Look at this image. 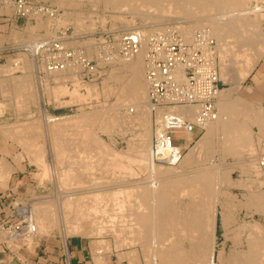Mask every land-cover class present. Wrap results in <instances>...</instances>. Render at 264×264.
Segmentation results:
<instances>
[{
	"label": "bare ground",
	"instance_id": "bare-ground-1",
	"mask_svg": "<svg viewBox=\"0 0 264 264\" xmlns=\"http://www.w3.org/2000/svg\"><path fill=\"white\" fill-rule=\"evenodd\" d=\"M65 1L66 0H60V2L63 3H65ZM102 1L104 2L107 8H112L115 10L126 8L127 6H132L140 11L137 14H140L142 17H144V20L145 19L153 20L154 18L156 19V22H153L151 24L147 21L143 23L144 24L143 26H139L140 27L139 33L143 37V47L141 48L139 54H137L135 57H129V58L119 57L118 59L117 58L118 56L115 57L116 62L119 61L118 62L119 64H124L125 66H127L128 72L123 74L121 71H118L119 73L117 72L118 74L117 73L115 74L114 71H110L113 73H110L108 78L104 80L103 87L101 90L103 92L105 91V92L115 93L117 95L115 97H117L119 102L117 100L118 103L116 108H114L115 107L114 104L116 105V102H114L112 107H110L112 105L111 104L107 108H103V109L101 108L102 110H100L99 108L98 110L89 109L90 111L86 110V112H83L76 116H72L73 114L65 115V116L64 115L49 116V114H46V118H45L46 120L44 122V126L48 130V132L51 133V135L53 136L52 138V136L49 134L51 136V141H52L51 144L54 147L53 149L55 153L58 155L60 160L63 157L65 158L67 157L68 159L72 158V160L77 162V164L79 163L83 164L82 166L76 167L74 166L75 164H73L70 161L69 162L67 161L68 163H65L67 164L65 165L66 167L62 166L64 167L63 171L61 170V172H59V170L57 169L58 173L63 172L61 175L62 182L66 184V182L68 181L71 182L72 184L74 183L78 184L84 181L82 180V175H83L82 172L86 174L90 172V170L93 171L95 168L99 169L100 166L103 165L101 163L103 162L101 155H103L104 153H108V150L110 148L113 150V148L110 147L109 144H106L104 141L103 142L99 141L100 140L98 137L99 133H97L96 131L98 129H101L102 131L109 132L112 131L115 127H119V130L122 131L121 130L122 126L128 124L130 121L139 123V125L141 126L138 135L139 139L133 141V143L136 142L135 143L136 147L134 146V148L135 149L137 148L138 150V153L136 152V150L135 152L137 155L139 154L138 157L142 161L141 166L143 167L144 164H147V170L145 173L146 178H144L146 183L145 182L141 183L138 181H134V183L133 182L131 183L129 181H126L127 184L124 183V184H117L116 186L113 185L114 188L116 187L115 190L113 191L111 190L114 188L110 189L111 187L109 188V186L106 188L104 187L105 189H103L101 187L97 188L94 185L92 187L91 186L92 184L90 185L88 183L86 186H84L81 183L84 187L80 185L81 186L80 190L71 189L67 192L64 198H62L63 199L62 214H64L62 216L63 217L65 216L64 220L69 222L68 223L69 225L70 224L73 225L74 227L73 229L78 228L81 229L82 231L83 230L88 232L90 231L93 234L100 233L103 230V228L108 227L107 231L111 232V234L114 233L115 236L117 237L116 239H119V242H123V243L126 242V245L128 246L136 245L139 242V244L141 245V249L143 250V254L145 255V258H148L145 260H149L151 264H244L243 261L245 262L250 260L249 253H247L248 250L250 249L247 250L244 249L242 251L238 249V251L237 250L235 251L232 248L231 252L229 253L230 255H228V257H225V247H223L216 255V239H217L216 225H217V212H218L217 205L221 204L219 203L220 200L219 197L222 193L219 192L220 191L218 188L219 184H217V182L218 180H220L219 178L221 177L218 176L219 175L218 173H216L215 175L211 171L208 172V170L206 169V164L205 165L202 164L205 167L200 166L199 168H196V170L193 172L194 174L192 173L193 175L192 174L188 175L187 171L190 170L189 168L190 166H196L200 164L199 160L203 157H206L204 156L205 154L209 155L208 157L210 158V154H213L212 152L214 151L209 148L212 147V143L214 142L215 139L218 140L216 142L218 144L224 141L223 144H226L227 147H231L233 149V152L236 153V155L239 154L242 156V154H244L246 150L248 149L252 150L253 149L251 148L252 142H250L252 141L251 140L252 134L250 133L248 128H246L247 129L246 130L244 128L245 126L242 127L239 124V122L244 121L245 123L247 122L248 119L250 121L252 120L253 123L257 122V125H259L261 129L260 134L264 136V109L263 108L256 109L253 107L252 104L248 103L245 100H237L231 97L230 92L234 86L232 87V89H230L229 87L221 89L220 93L218 94L219 95L218 99L216 101V106L218 111L216 112V116L214 118L211 119L200 118V115H202V113H198L199 111L197 109L198 107H196L192 115H189L190 116L189 120L191 121L195 120L197 125L200 126L197 129L204 131L203 135L197 140L194 146H191L189 148L190 150H188L187 154L185 153L183 154L182 146L183 144L186 145L184 142L185 140H183V143L182 144L180 143L181 145L178 146L175 144L176 146L172 151L174 153L176 151L181 152L180 156L179 154L176 155L179 158L176 164L173 163V164L164 165L157 163L156 160L159 161L164 157L163 155H168L170 150L165 152L163 151V153H161L160 151L156 153V151H154L152 148L151 141L153 136L152 134L153 130L150 125L151 124L150 120H152L151 116L153 114L152 113L153 108H152V104H150L149 101L150 84L148 83L147 78L144 76L146 72L145 57H146V51L148 50L147 41L149 40L150 35H153V33L156 31L164 32L165 30H167L166 32H168V28H167L168 26L165 27L162 24L163 22H161V19L171 17L172 15L184 16V18L183 17L182 18L185 19L186 17V20H183L181 25L179 26L177 25L176 27L173 26L174 29L176 28L178 30L179 32L178 34L181 35V37L186 41H190L194 36L195 29L202 27H209L208 34L207 32L205 33L207 35L210 34L211 37L214 36L212 38H214L216 41L215 56L216 58L219 56L222 61L221 65L218 64L220 67H222L220 70L221 76L224 77L227 75L228 77L230 72L231 74H233L232 71L234 70H232V67L235 66L234 67L236 69V71H234L235 73L234 76L236 78L235 80H237V83H240L242 79H244L248 74L251 73V71L256 66L257 62L264 55V29L261 24L262 23L261 16L264 15V0H102ZM69 16L70 14L68 15V17ZM81 16L82 15L78 17ZM117 16L120 15L117 14ZM121 17H117L116 19L119 18L120 21L125 25L128 26L131 25V20ZM83 20L84 18H80L77 25H81L82 27V24L84 23ZM168 21H166L165 23L166 25L168 24L167 23ZM40 26H42V24H40L39 27ZM32 28H34V26ZM172 30L170 28L169 31ZM163 32L161 33L163 34ZM70 42H72V39L69 40L68 46L70 45ZM13 60H15V58ZM21 66H23V68L26 67L27 69H30L32 64L30 63L29 65L28 63V65L26 66L25 65H21ZM77 67L78 65L71 66V68H75V69ZM67 69H70V67ZM65 70L66 69H64V67H59V68H54L53 70L47 72L48 76L52 75L53 77H55L56 81H58L57 85L54 84V86H52V93L56 97L61 96L60 93L62 94L63 93L66 94V92L68 93V87H67L68 85L67 86L64 85L63 81H61L63 78L67 77ZM178 70L181 71L182 68H179ZM4 72H6V70ZM76 74L73 75L72 73V75H69L74 83V90L71 89V91H73V97L71 101L76 97L79 98L77 100H80V98L88 99V97L93 95V93H95L94 94L95 96L99 95L100 90L98 89L96 83L94 82L91 84L87 82L83 83L80 80V78L78 79L76 77L78 75ZM27 75H23V77L21 78L25 83L27 82L30 83L32 77L30 78V80H28L29 77ZM7 78L10 79L9 77ZM8 79H6V81ZM112 80L113 81L116 80L117 82L115 84H112L113 83ZM79 86H84V89H86L85 91L86 93L80 92ZM3 88L4 87H2V89ZM20 88L15 87V90L20 91ZM32 90L34 89L32 88ZM26 91H28V89H26ZM16 101L18 100L16 99ZM181 108L184 109V107ZM178 110L182 111L181 109ZM187 111L192 112V108H189ZM158 113L159 116H161V118L166 114V112L163 114L161 109H158ZM161 128H162V124L160 125V127H157V134H158L157 139H159V142L162 141L160 134L161 131H163V128L162 130ZM17 131H19V129H17ZM1 132L4 133V136L6 135L5 134L6 132L4 130ZM187 133H188V138H191L194 134H196L195 131H187L185 134L186 137H187ZM7 134H9V132H7ZM35 134L37 135V132ZM24 135L26 134H23L24 139H27V137H29L30 134L28 136L26 135V137ZM34 136L35 135H33V137ZM17 137H21V135L20 136L17 135ZM13 138H16V136ZM71 138H74V140H72ZM75 138L76 139L79 138V140H76ZM20 139L21 138H19L17 142L18 141L20 143L22 142V144L25 143L23 142V139L22 141ZM36 139L37 138H35V140ZM29 145L30 144L28 143L27 146ZM31 145L34 146L35 144H31ZM30 147L32 148V146ZM35 147L34 149H31V151H29V154L32 152L34 153L35 160L40 162L41 167L43 165V171H44V172L42 171L44 173L43 175L48 176L49 164L47 166L45 158H43L44 152L40 147L39 148L38 147L35 148ZM111 149L109 150V152L113 153ZM222 152L224 153L225 150ZM95 156L98 157L94 159ZM105 156L107 157L111 155L107 154ZM119 158H120V164L121 165L126 164L125 168H127L128 163L125 161V159L121 156H119ZM240 161L243 162L244 159L243 161L242 160ZM63 162H61V164L64 165ZM57 163H59L60 165V162L58 160ZM243 164L246 165V169L252 172L255 169H258L255 170V174L256 173L257 174L256 175L252 174L251 178L253 182L254 180H258L259 178L260 179L259 183H261V180L263 179H261L262 177L261 175L260 177H258V173H260L259 172L260 170L264 169V158L259 157V155L255 156L253 154L251 156V159L249 161L248 160L244 161ZM252 168H254V170H251ZM12 169H15V166L13 164H10L8 161H6V159H3L0 169L1 171L0 178L5 179L8 173H10ZM174 169H176V174L172 173ZM191 169H194V167ZM216 172H218L217 169ZM50 173H52V170L50 171ZM223 173L221 174L223 177L226 176L227 179H230L228 174L225 173L223 175ZM249 179H250V175L248 177H245V179H241V178L238 179V181L243 182L242 185L249 187V193L252 196V200L247 199L246 202L244 201V203L248 204L249 206H252L254 211L264 213V189H262L261 186L256 183L255 184L257 186L258 185L260 186V189L257 187L253 189L252 188L254 187V185H252L253 182H251L252 184H250L249 182L252 180ZM72 184L67 183L66 185H72ZM238 184L234 183V185L233 184L232 185L235 186ZM100 188L102 189V192H104L103 194H101ZM98 191H100V193ZM112 194L115 195V197L113 196L114 202L117 201L114 203V205L116 206V203L119 204V205L117 204V207L120 214H118L117 216L116 215L108 216L107 219L105 218V220H107L106 221L107 223H105L103 222L104 219L103 218H102L103 220L100 219L98 214H96V212L99 210L100 207L99 203H104L109 210V206L106 205V203L108 202L107 197H109V195ZM181 196H183V198L184 196H186L188 197L189 200L188 204L185 207H182V209L180 208L182 205H180V201H179V197L181 198ZM225 203H227L226 200ZM104 204L102 206H104ZM40 205L38 204V206L34 205L32 207L33 208L32 211L34 210L32 214L33 217L32 219L35 221L34 223L37 224V226L38 224H40L36 234H38V232H41L43 230L42 228L46 230L47 228L45 227L46 226L45 224L49 222L48 220L50 221L53 220V219L51 220L50 217V219L44 221L45 217L42 215L43 213L41 214V212L43 207H44L43 209H45L46 206H48L46 204L45 206H42V208H39L38 213H36L37 211H35V208L39 207ZM220 206H222V204ZM232 207L233 206L231 205V208ZM228 208L225 209V206L221 208L223 211V215H222L223 222H225L227 226L232 224L235 218L231 213H229V210L231 209ZM89 209L92 211L95 210L96 211L95 215H97L98 217L92 214H87L86 213L87 211L91 212ZM101 209L102 208H100V210ZM235 209H233L232 211H234ZM104 210H106L105 207ZM104 210L102 209L103 212ZM109 212L111 211L109 210ZM97 213L100 214V211H98ZM47 217L49 218V216ZM70 217L72 219H70ZM97 218H99V220H102L101 221L102 223L98 221L99 227L95 226L97 225L95 220ZM64 220L62 219V222ZM49 223L48 226L50 227L53 222L52 223L49 222ZM68 224H66V226H68ZM240 226H242L239 229L241 230L242 234L248 233L247 235L248 239H246L247 243L250 242V246L252 247L253 252L255 253L257 252V256H258L256 258L257 261L253 257L256 261V263L254 261L253 264H264V225L258 220H254V221L251 220L249 222L245 221L244 226L243 225ZM81 230L80 232L82 233ZM3 232L4 231H1V233ZM43 233L45 232L43 231ZM104 233L105 232L103 230V234ZM225 235L227 236V234ZM26 236H24V234H20V238L21 237L24 238L25 241L29 239L31 241V238H33L32 236L34 235H26ZM1 237L5 238V236H1ZM234 237L238 238L239 233H235V236L231 238ZM137 259H138V255L134 254V258H132V261H136Z\"/></svg>",
	"mask_w": 264,
	"mask_h": 264
},
{
	"label": "rangeland",
	"instance_id": "rangeland-1",
	"mask_svg": "<svg viewBox=\"0 0 264 264\" xmlns=\"http://www.w3.org/2000/svg\"><path fill=\"white\" fill-rule=\"evenodd\" d=\"M13 1L14 0H8L9 2L8 7L6 8L1 7L0 13L2 14L6 13L9 16L14 15L15 12H14V7H13ZM41 2L47 5L53 6V8L58 11L59 15L54 18L41 15V16H36L35 19H28L26 17H20V29L16 27H15L16 29L14 30L12 29L11 35H9L8 40L4 39L3 41L4 37L0 35V126H1L0 127V145L2 146V148H0V152H1L0 159L2 162H3V159H6V161H8L10 164H13L15 166V169H12L10 173H8L5 179L0 178V180L3 181L2 186H7L8 180L12 176L11 174H13L14 171L16 172L17 170L25 171V174L29 178V183L26 185L28 188L27 187L22 188V189L20 188L18 192H14L11 188L7 187V190H6L7 192L5 193H7L6 198L8 199H7V202L5 203V207L8 205L9 202H12V201L19 202L20 204V201L24 200V202H27L30 205L32 204L31 210L33 209L32 207L34 205L38 206V204L39 205L41 204L39 207L35 208V211H37L36 213H38V209L42 208V206H45L46 204L48 206H46L45 209H43L44 208L43 207L42 212H41V214L43 213L42 215L45 217L44 221L50 219V217H51V220L53 219L52 221L48 220L51 223L53 222L50 227L48 226L49 222L45 224L46 225L45 227L47 229L49 228L48 230L47 229L44 230V228H42L43 230L41 229L42 230L41 232H38V234H34L35 236H32L33 238H31V241L30 239L25 241L24 238L22 239L21 237L20 242L16 243L15 250L17 252V257H16L17 264L19 263L20 264H68V259L71 260L70 264H96V263L97 264H106V263L107 264H151L149 260H145L148 258H145V255L143 254V250L141 249V245L139 244V242L136 245H132V246L126 245V242L124 243L119 242V239H116L117 237L115 236L114 233L111 234V232L107 231L108 227L103 228L105 232L104 234H103V230L101 231L102 233L100 232V233L93 234L90 231L88 232V231L83 230L84 231L83 232L81 229H78V228L73 229L74 228L73 225L71 224L69 225L68 224L69 222L64 220L65 216L64 217L62 216L64 215L62 214L63 213L62 212L63 211L62 210V205H63L62 198H64L67 192L71 189L80 190L81 186L84 187L87 185V183L90 185L92 184L91 185L92 187L94 185L97 188L101 187L105 189L106 187L109 186V188L111 187L110 189H112L117 184H124V183L127 184L126 181H129L131 183L132 182L134 183V181H138L141 183L145 182L144 178H146L145 173L147 170V164H144L143 166L144 168L141 166L142 161L138 157L139 154L138 155L136 154V152L138 153V150L137 148L136 149L134 148V146L136 147L135 145L136 142L133 143V141H136L137 139H139L138 135L141 129L140 128L141 126L139 125V123L130 121L128 124H125L124 126H122V128L120 127L122 131L119 130V127H115L112 131H109V132L102 131L101 129H98L96 131L97 133H99V136H98L100 139L99 141L100 142L104 141L106 144H109L110 147L113 148V150L110 148L113 153H110L109 152L110 149L108 148L109 149L108 153H104L103 155L100 154L102 161H103L101 163L103 165H101L100 163L101 166L99 169L95 168L93 171L90 170V172L86 174L82 172L83 173L82 180L84 181L81 183L84 185L83 186L81 183L72 184L71 182L67 181L66 184L70 183L72 185H66L64 182H62L61 175L63 172L58 173V170L59 172H61V170L63 171L64 170L63 168L66 167L65 165H67L65 163H68L70 161L73 164H75L74 166L76 167L82 166L83 164L82 163L77 164V162L72 160V158L68 159L67 157L66 158L63 157L61 159L62 161L59 159L58 155L55 153L53 149L54 148L53 145L51 144L52 135L45 128L44 122L46 120L45 119L46 114H49V116H63V115L65 116V115H72V114H73L72 116H76L78 114L86 112V110L87 111L98 110V108L102 110L103 108H107L111 104L112 105L110 107H112L114 102H116V105L114 104L115 106L114 108H116L117 103L119 102L117 97H115L117 95L115 93H110V92H105V91L103 92L101 89L103 87L104 80L108 78L110 73H113L110 71H114L115 74L118 71H121L123 74L128 72L127 66H125L124 64H119L118 63L119 61L116 62L115 60L116 58H113L114 56L115 57L118 56L117 57L118 59L119 57L123 58V55L119 52V48H118L121 35H123L126 32H131L133 30H140L139 26H143L144 25L143 23L148 21L149 23L152 24L153 22H156V19L153 18V20L152 19L144 20V17H142L140 14H137L140 11L137 8H134L132 6H127L126 8L116 9V10L112 8H107L102 0H97V1L78 0V2L77 0H73V1L66 0L65 3L60 2V0H41ZM69 14L70 16L68 17ZM79 14L82 16L78 17L80 16ZM117 14H119L120 16H117ZM0 17L2 18L5 16L0 15ZM117 17L126 18V19L131 20V25L128 26V25L123 24L119 18L116 19ZM182 17L184 18V16L172 15L171 17L161 19V22H163L162 24L165 27L168 26L167 27L168 32H166L167 30H165L164 32L163 31L161 32H163V34H167V33H171L175 35L178 34L179 33L178 30L176 28L174 29L173 26L175 27L177 25L179 26L181 25L183 20H186V17L185 19H183ZM80 18H84L83 20L84 23L82 24V27L81 25H77ZM261 18H262L261 24L264 29V15L261 16ZM166 21H168L167 25L165 24ZM40 24H42V26L39 27ZM33 26L34 28H32ZM170 28L171 30L173 28V30L169 31ZM200 30H204L208 34L209 27L197 28L195 29L194 34L195 32H198ZM161 32L160 31L154 32L153 33L154 36L150 35V40L159 35H163ZM55 36L61 39H68V40L72 39V42H70L69 46L75 48L76 50H82L84 48L85 51L87 52V55L90 58L91 64L95 66L97 65L98 67L97 76L94 78H92V76H85L83 70L80 69L79 67H77L76 69L71 68V67L70 69H66L65 73L67 74V77L63 78L61 81H63L64 85L66 86L68 85L67 86L68 93L67 92L66 94L63 93L65 95L60 93L61 96L58 95L59 97L54 96L52 93V86H54V84L57 85L58 81H56L55 77H53L52 75L50 76L47 75L48 74L47 72L49 71H46L45 66L43 64V59L35 58L31 55V52L23 50L24 47L26 46L32 47L33 45V49L31 47L30 49L35 51L37 48L35 47V45L38 44L39 40L45 39V38H51ZM14 58L15 60H13ZM216 59L218 62L217 65L218 64L221 65L222 64L221 58L218 56ZM24 61L26 62V64ZM16 62L19 64H17ZM27 62L29 63V65L30 63L32 64L30 69H27L25 67L26 65H28ZM21 65H25L24 66L25 68H23V66ZM219 65H218V69H219V76H220L219 80H220L221 87H223V89L228 88V87L232 89V87L234 86L230 92L231 97L237 100H245L248 103L252 104L253 107L256 109H260V108L264 109V76H260L264 73V55L257 62L256 66L251 71V73L248 74L244 79H242L240 83H237V80H235L236 79L234 76L235 74L234 71H236V69L234 68L235 66L232 67V70H234L232 71L233 74H231L230 72L229 74L230 76L228 75L227 77L226 75L222 77L220 74L221 73L220 70L222 67H220ZM5 70L6 72H4ZM72 73L73 75L76 74L77 75L76 77L78 79L80 78V80L83 83L84 82H87L90 84L93 82L96 83L98 89L100 90L99 95L95 96L94 95L95 93H93V95L89 96L88 99L80 98V100H77L79 98L76 97L75 99L71 101L73 97V91H71V89L74 90V83H73V80H71V77L69 75H72ZM91 74L94 75V73H91ZM23 75H27L29 77L28 80H30V78L32 77L31 78L32 81L30 80V83L28 82L25 83L23 79L21 78L23 77ZM144 76L146 77V72ZM7 77H9L10 79H8ZM6 79L8 80L6 81ZM112 82H113L112 84H115L117 81L112 80ZM2 87L4 88L2 89ZM15 87H18V88L21 87L20 91H16ZM79 87H80V92L86 93L85 92L86 89H84V86H79ZM32 88L34 90H32ZM26 89H28V91H26ZM19 92H22V93H19ZM16 99L18 101H16ZM155 118H156L155 115L152 114L151 116L152 120H150L151 124L149 123L153 130L152 132L153 136H152V141H151L152 146H153V142L155 139L154 136L158 135L156 128H154ZM248 120L245 123L244 121H241L239 122V124L242 127L245 126L244 127L245 129L248 128V130L252 134L251 135L252 141H250L252 142V146H251V148H253L252 150L250 149L246 150L245 153L242 154V156L239 154L236 155V153L233 152V149L231 147H227L226 144H223L224 141L222 143H219L220 144L219 145L218 143H216L218 140L215 139L213 142L214 144L212 143V147L214 146L215 148L214 147L209 148L214 151L212 152L213 154H210V158L208 157L209 155L205 154L204 156L206 157H203L199 160L200 164L189 167L191 171L190 170H189L190 172L187 171V174L191 175L196 170V168H199L200 166L205 167L204 166L205 164H206V169L208 170V172L211 171L215 175L216 173L219 174L218 176H220L221 178H219L220 180H218L217 184H219L218 186L220 190L219 192L220 193L222 192V193L221 195L220 194L218 195H220L219 203H221L222 206H220L221 204L217 205L218 212H217V225H216L217 226L216 255L219 253V251L223 247H225V257H228V255H230L229 253L231 252L232 248L235 251L236 250L238 251V249H240L241 251L244 249L245 250L250 249L248 250V252L246 251L247 253H249L250 260L248 259L249 261H245V262L243 261V263L253 264L255 259L258 257L257 252L256 253L253 252V249L250 246V242L247 243L246 239H248V236H247L248 233L242 234L241 230L239 229L240 227H242L240 225L244 226L245 221L249 222L251 220L252 221L258 220L264 225V213L254 211L252 206H249L248 204L244 203V201L246 202L247 199L252 200V196L250 195V193L248 194L249 187L242 185L243 182L241 181H238L239 182L238 185L233 186L234 183L235 184L237 183L236 181L238 180L237 178H240L241 176L248 177L250 175V180H252L251 175L252 174L254 175L255 170H258V169L254 170V168H252L251 170H254L252 172L246 169V165L243 164L244 161H247V160L249 161L253 154L255 156L259 155V157L264 158V136L260 134L261 129L259 125H257V122L253 123L252 120L251 121L250 120L248 121ZM17 129H19V131H17ZM3 130L6 132L5 134L7 136L6 135L4 136V133L1 132ZM22 131H23V134H26V135L30 132L29 133L30 135L28 134L30 138L27 137V139H24ZM7 132H9L10 136L9 134H7ZM36 132H37V135L35 134ZM195 132L196 134H194L191 138H187V140L184 141L186 145L183 144L182 147L187 148V149L183 151V154L184 153L187 154L188 150H190L189 148L191 146H194L197 140L204 133L203 130H198V129ZM17 135L19 136L21 135V137H17ZM26 135L24 136L26 137ZM33 135L35 136L33 137ZM15 136L16 138H13ZM183 137H184V133L179 132L176 135V138L174 140L175 144L179 146L178 143H181L183 141ZM19 138H21L20 139L21 141L23 139V142L25 143L22 144V142L21 143L19 141L17 142ZM35 138L37 139L35 140ZM71 139L74 140V138H71ZM76 140H79V138ZM28 143L30 144L29 146H27ZM3 144H4V147H3ZM31 144H35V145L33 146ZM30 146H32V148ZM34 147L35 148L40 147L44 152L43 158H45L47 166L49 164L48 166L49 175L48 176L43 175L44 174L43 165L41 167L40 162L35 160L34 153L32 152L29 154V151H31V149H34ZM224 150L225 152L223 153L222 151ZM107 154L111 156L106 157L105 155ZM119 156L123 157L125 161L128 163L127 168H125L126 164L125 165L120 164ZM97 157L98 156H95L94 159ZM57 160L60 162V165L59 163H57ZM240 160H242L243 162H241ZM61 162H63L64 165L61 164ZM138 162H141V163H138ZM160 164H163V163H160ZM193 167L194 169H191ZM212 167L216 168L218 172H216V169H213ZM51 170H52V173H50ZM223 172L228 174L230 179H227L226 176L223 177L221 175ZM259 172L260 173H258V177H260L261 175L262 176L261 179L263 180H261V183H259V181L256 182V180H254V182L253 180L250 181L249 182L250 184H252L251 182H253L252 184L254 185V187H252L253 189L256 187L260 189V186L262 189H264V169L260 170ZM18 173H14L13 177L18 176ZM172 173L176 174V169H174ZM225 173H223V175ZM255 183L259 184L260 186L259 185L257 186ZM115 188L112 189L111 191L115 190ZM98 192L100 193V191ZM103 193L104 192H102V189H101V194ZM113 196L115 197V195L113 194L109 195V197H107L108 202L106 203V205L109 206V210L112 212V214L111 212H109L107 206H105L104 203H99L100 207L98 211H100V214L97 213L98 211L96 212L95 210L92 211L90 209L89 210L92 213L89 211L87 212L85 211V212L87 214H92V215H95V212H96L99 218L100 219L103 218L104 219V220L102 219L103 222L107 223L106 222L107 220H105V218L107 219L108 216H111V215L117 216L118 214H120L118 207H117L118 203H116V206L114 205V203L117 201L114 202ZM225 200L227 203H225ZM40 201L41 202L43 201V202L41 203ZM47 201H48V204H47ZM179 201H180V205H182L180 208L182 209V207H185L188 204L189 200H188V197L184 196L183 198V196H181V198L179 197ZM110 203L112 206L110 205ZM103 204L104 206H102ZM230 204L233 206L232 208ZM223 206H225V209L229 207L231 209L229 210V213H231L235 217L234 222H232V224L228 226L226 225L225 222H223V217H222L223 211L221 209ZM104 207L106 208V210H104ZM100 208H102L104 212L102 211V209L100 210ZM233 209L235 210L232 211ZM33 211H32V214H33ZM44 211H45V214L49 216V218L44 214ZM1 213H3V211ZM95 216L98 217L97 215ZM2 218L3 216L0 217V224L2 223ZM99 218H97L98 220L95 219L97 223V225H95L96 227L97 226L99 227L98 221L102 223L101 222L102 220H99ZM62 219L64 220L63 222H62ZM70 219L72 218L70 217ZM66 224H68L69 227L66 226ZM39 225L40 224H38L37 226L36 224L37 230L39 229ZM80 230L82 231V233L80 232ZM236 230L237 231L239 230V231L237 232ZM1 231L3 230L2 229L0 230V243L3 240H5V238L1 236L6 235L4 233L5 231L3 233H1ZM43 231L45 233H43ZM235 233H239V237L231 238L235 236ZM225 234H227V236ZM9 243L12 244L13 242L9 241ZM77 244H82V246L85 249L84 254L82 255L83 257L82 261H80L79 253H77L76 256L73 255L75 254L73 248L76 249ZM67 245L69 246V249H70L69 255L65 251V248L66 250L68 249ZM0 250L3 251V247L1 245H0ZM134 254L138 255V259L136 261H132V258H134ZM72 255L73 257H71Z\"/></svg>",
	"mask_w": 264,
	"mask_h": 264
},
{
	"label": "built area",
	"instance_id": "built-area-1",
	"mask_svg": "<svg viewBox=\"0 0 264 264\" xmlns=\"http://www.w3.org/2000/svg\"><path fill=\"white\" fill-rule=\"evenodd\" d=\"M8 3V0H0V8L8 7ZM13 7L14 15L19 18L35 19L36 16L41 15L54 18L59 15L53 6L41 0H14ZM0 15L10 19L14 16L6 13ZM133 31L124 33L119 40V52L125 58L135 57L143 47V37L139 30ZM170 34L159 35L151 40L149 38L145 57L146 78L150 84V104L153 108L152 113L156 117L154 128L157 130L161 124L163 128V131L162 128L160 130L162 141L159 142L157 136H154L152 148L156 153L170 150L168 155H163L164 157L157 161L166 165L176 164L179 159L176 155H181V152L176 150L175 153L172 152L176 146L174 142L176 135L179 132L184 133V140L187 131H196L200 127L195 120H189V115H192L198 107V113H202L200 118H214L218 111L216 106L218 94L223 89L215 56V39L203 30L195 32L190 41H186L179 34ZM68 42V39L58 37L45 38L39 40L35 51L32 50L33 45L26 46L23 50L31 52L35 58H42L47 71L78 65L85 76L96 77L98 67L91 64L85 49L76 50L68 46ZM179 68L182 70L179 71ZM189 108H192V112L187 111ZM158 109H161L163 114L166 112L162 118ZM183 149L182 151H185L187 148ZM20 204L12 201L2 210L0 228L6 233L4 242L8 245L20 242V234L26 236L37 232L30 204L24 200H21ZM9 241L13 243L10 244Z\"/></svg>",
	"mask_w": 264,
	"mask_h": 264
},
{
	"label": "crops",
	"instance_id": "crops-1",
	"mask_svg": "<svg viewBox=\"0 0 264 264\" xmlns=\"http://www.w3.org/2000/svg\"><path fill=\"white\" fill-rule=\"evenodd\" d=\"M15 27L20 29V18L19 17H17L16 15L11 19L5 18V17H2V18L0 17V35H2V37H4L3 41H4V39L8 40L9 35H11L12 29L13 30L16 29ZM260 76H264V73ZM187 138H188V133H187V137L184 140H187ZM3 147H4V144H3ZM0 148H2L1 145H0ZM0 169H1V159H0ZM18 172H20V173H18ZM14 173H18V176L13 177ZM11 175L12 176H11V178H9L7 186H2V181L0 180V217L3 216V213H1L3 210L2 206H5V203L7 202V199H8V198H6L7 193H5V192H7L6 191L7 187L11 188L14 192H18L20 190V188L21 189L26 188L27 187L26 185L29 183V178L25 174V171H23V170H17L16 172L14 171L13 174H11ZM245 177L246 176H241L240 178L245 179ZM240 178H237V179H240ZM236 181H238V180H236ZM257 181H260V180H256V182ZM237 184H238V182H237ZM248 194H249V192H248ZM0 245L3 247V251L0 250V264H17V258H16L17 252L15 250L16 244L8 245L3 240L0 243ZM67 247H68V249L66 250V248H65V251L69 255L70 249H69L68 245H67ZM12 249H14V250H12ZM73 250L75 253L73 255L76 256V254L79 253L80 261H82V259H83L82 255L84 254V251H85L82 244H77L76 249L73 248ZM73 255L71 257H73ZM70 263H71V260L68 259V264H70Z\"/></svg>",
	"mask_w": 264,
	"mask_h": 264
}]
</instances>
